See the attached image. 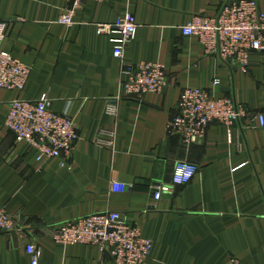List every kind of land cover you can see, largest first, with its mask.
<instances>
[{"label": "crops", "instance_id": "crops-1", "mask_svg": "<svg viewBox=\"0 0 264 264\" xmlns=\"http://www.w3.org/2000/svg\"><path fill=\"white\" fill-rule=\"evenodd\" d=\"M226 1L89 0L68 27L59 19L70 0H0V22L8 24L0 49L32 69L23 91L0 89V206L22 230L0 234V264H31L29 243L40 248V264H116L94 245H63L53 235L63 223L111 211L152 242L146 264H264V52H251L244 72L183 35L194 15L214 17ZM127 12L138 31L125 60L163 65L169 83L161 93L125 96L113 44L97 34V25ZM188 88L232 98L247 115L232 128L215 122L202 140L185 144L169 124ZM44 96L54 113L69 108L78 128L66 166L38 163L5 127L11 102ZM179 162L198 174L155 201L157 185H171ZM114 182L127 190L113 192Z\"/></svg>", "mask_w": 264, "mask_h": 264}, {"label": "built area", "instance_id": "built-area-1", "mask_svg": "<svg viewBox=\"0 0 264 264\" xmlns=\"http://www.w3.org/2000/svg\"><path fill=\"white\" fill-rule=\"evenodd\" d=\"M89 0H70L59 19L68 27L74 25L76 10ZM104 2L105 0H91ZM8 24L0 22V48ZM138 24L132 13H125L113 24L97 25V34L110 38L113 54L122 64L121 74L126 79L125 96L128 98L145 93H161L169 81L166 69L160 63L129 64L125 51L137 35ZM185 37H198L209 56L218 57L223 63L234 61L247 72L249 55L264 52V13L258 0H227L214 17L194 15L183 28ZM31 67L19 63L12 55L0 49V89L21 92L31 75ZM216 80L214 85L217 86ZM115 114L113 107L109 108ZM246 109L232 98H212L208 91L199 88L184 90L177 105V115L169 124L170 134L180 136L185 144L202 140L213 123L232 128L246 117ZM260 126L264 118L259 115ZM7 130L15 135L17 143H26L37 153L38 163L59 159L66 166L75 151L79 132L69 108L62 114L54 113L50 100L44 96L35 101L15 100L5 122ZM111 136H114L112 133ZM101 146L113 147L114 142L99 138ZM198 174V167L177 163L171 185L159 184L154 200L160 201L164 193L174 187L188 185ZM126 185L114 182L113 192H125ZM7 210L0 206V234H21ZM54 240L63 245H94L105 257L116 264H146L151 255L152 242L143 237L139 226L128 222L120 212L96 213L63 223L54 229ZM31 264H40L41 250L35 243L26 246ZM227 264H241L230 259Z\"/></svg>", "mask_w": 264, "mask_h": 264}]
</instances>
